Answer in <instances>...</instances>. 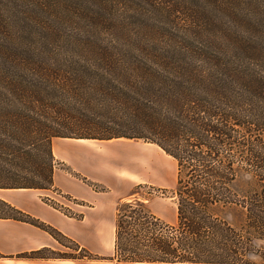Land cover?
<instances>
[{
  "label": "trees",
  "instance_id": "trees-1",
  "mask_svg": "<svg viewBox=\"0 0 264 264\" xmlns=\"http://www.w3.org/2000/svg\"><path fill=\"white\" fill-rule=\"evenodd\" d=\"M57 138L176 163L175 222L118 203L117 262L264 264V0H0V190H51Z\"/></svg>",
  "mask_w": 264,
  "mask_h": 264
},
{
  "label": "crops",
  "instance_id": "crops-1",
  "mask_svg": "<svg viewBox=\"0 0 264 264\" xmlns=\"http://www.w3.org/2000/svg\"><path fill=\"white\" fill-rule=\"evenodd\" d=\"M83 141L59 138L52 141L54 163L59 162L62 168L54 166L51 190H0V200L51 226L79 249L99 259L23 258L22 255L39 250L62 253L68 249L35 226L0 219V254L4 256L0 258V264H165L117 262L113 259L116 207L118 203L140 199L133 197L134 184L128 177V163H133L132 145L121 142L122 139ZM113 145H121L120 153L106 148ZM135 146L152 153L144 146ZM116 154L122 160L119 167L114 165ZM138 163L141 167L145 165L142 161ZM153 171L147 184L163 188L172 183L171 179L166 182L162 179L157 167ZM91 183L105 191H96ZM143 202L151 214L165 223L175 222L176 216L165 217L157 199Z\"/></svg>",
  "mask_w": 264,
  "mask_h": 264
},
{
  "label": "rangeland",
  "instance_id": "rangeland-1",
  "mask_svg": "<svg viewBox=\"0 0 264 264\" xmlns=\"http://www.w3.org/2000/svg\"><path fill=\"white\" fill-rule=\"evenodd\" d=\"M121 142H127L128 144L132 145V147H130V150L132 152L131 156L133 158V163H128V166H130V170L128 171V177L134 184V188L132 190V195H134L133 197H138L143 201H147L149 199H157L159 206L162 207L164 212L166 213L165 217L167 218L168 215L169 217H172V215L173 217H175V198H173V195L171 193L176 186L177 170L175 161L171 157L167 156L158 147L150 145L149 143H145L142 140L126 141L122 139ZM91 144H93L94 146L99 145L96 143ZM135 145L144 146V148H147L150 152L152 151V153H148L146 151H143L142 149L139 150L138 147H136ZM106 148L112 151L114 150L116 153H120L122 149L121 145H113L108 146ZM117 155L118 154L115 155L114 165L119 167V165L121 166L122 160L118 158ZM135 159H137L138 161H142V163L145 164L143 166L144 169L143 167L139 166L138 161H134ZM54 166L56 167V169L62 168L59 162L54 163ZM156 167L159 169V175L165 182L170 179L172 180V183L170 185L165 186L163 188H157L146 183V181L150 182V176L152 175V173L154 172L153 170ZM113 180L116 181L114 178ZM142 181H145V183H143ZM139 184L142 185L141 189L136 188ZM165 217L164 219H166ZM63 244L70 247L71 250H64V252L62 253H72L78 256L79 252L73 244L69 242H63Z\"/></svg>",
  "mask_w": 264,
  "mask_h": 264
},
{
  "label": "bare ground",
  "instance_id": "bare-ground-1",
  "mask_svg": "<svg viewBox=\"0 0 264 264\" xmlns=\"http://www.w3.org/2000/svg\"><path fill=\"white\" fill-rule=\"evenodd\" d=\"M77 142H80L81 143V142H85V141H83V140H77Z\"/></svg>",
  "mask_w": 264,
  "mask_h": 264
},
{
  "label": "built area",
  "instance_id": "built-area-1",
  "mask_svg": "<svg viewBox=\"0 0 264 264\" xmlns=\"http://www.w3.org/2000/svg\"><path fill=\"white\" fill-rule=\"evenodd\" d=\"M46 201H49L50 203H52V201H51V200H49V199H47V198H46Z\"/></svg>",
  "mask_w": 264,
  "mask_h": 264
}]
</instances>
